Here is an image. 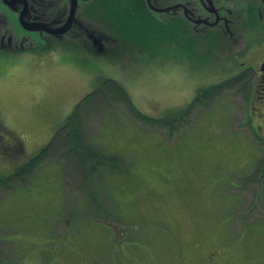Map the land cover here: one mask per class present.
<instances>
[{
    "label": "rangeland",
    "instance_id": "1",
    "mask_svg": "<svg viewBox=\"0 0 264 264\" xmlns=\"http://www.w3.org/2000/svg\"><path fill=\"white\" fill-rule=\"evenodd\" d=\"M248 2L231 7L239 10ZM192 10L214 21L201 7ZM96 21L87 25L95 39L38 40L25 34L11 43L13 51L0 55V175L12 173L48 144L103 79L121 82L139 110L157 117L187 108L201 87L249 67L251 89L225 90L185 120L175 117L184 121L175 130L139 123L120 102L93 116L87 121L88 142L107 154L117 152L131 173L103 182L106 174L100 172L93 181L103 205L99 211L82 186L63 180L59 159L43 161L28 185L0 189V264H44L42 258L53 262L56 253L68 259L121 235L142 239L158 255L170 257L182 243L227 238L228 228L231 242L243 241L233 250L235 258L245 254L241 264H264V39L237 30L227 36L235 40L231 51L212 45L220 55L217 62L206 58L210 41L201 28L189 40L174 33L160 41L155 29L140 42L108 41ZM99 21L105 27L112 23ZM77 201L83 211H74ZM76 218L83 221L82 230ZM200 227L209 230L202 238Z\"/></svg>",
    "mask_w": 264,
    "mask_h": 264
},
{
    "label": "trees",
    "instance_id": "2",
    "mask_svg": "<svg viewBox=\"0 0 264 264\" xmlns=\"http://www.w3.org/2000/svg\"><path fill=\"white\" fill-rule=\"evenodd\" d=\"M103 1V0H102ZM111 1L112 4H108L105 7H99L100 13L97 14V24L102 25V30L98 29V33L104 38V40L115 41L120 37H124L129 41L144 40L147 32H153L158 30V38L160 41H167L168 37L174 33L178 38H188L194 34L193 30L198 31L201 28L205 33V41H210L208 52L211 53L210 57H206L208 60L214 58V61L220 60V55L217 54V50L212 46L220 44L225 50L232 49L231 44L235 43V40L227 37L226 31H224L219 25L220 22L216 19V23L191 21L190 23H174L170 20V13L166 11L155 13L158 10H153L147 3V0H106ZM218 8V7H215ZM112 9V15L105 10ZM216 11L221 10L215 9ZM228 15L232 22L238 26L242 33H264V0H249L246 7L237 10L228 8ZM159 14L160 16H156ZM111 24L107 26L106 22H103L105 26L99 21V19L110 16ZM236 19V20H234ZM201 22L202 25L200 23ZM110 23V22H109ZM196 23V25H195ZM219 23V24H217ZM209 35V36H208ZM214 35L216 39L210 37ZM194 36V35H193ZM212 40H210V39ZM115 39V40H114ZM199 37L196 39L198 40ZM203 40V38L201 37ZM20 40V39H17ZM41 40V39H38ZM124 40V39H123ZM147 40V39H146ZM6 41L9 46L6 45ZM15 40H0V55L8 54L13 51L11 43ZM153 40H150V43ZM214 42V44H213ZM191 43L196 45L197 43L192 38ZM190 43V44H191ZM17 45V44H16ZM14 46V45H13ZM91 48L90 44H87ZM97 49V47H93ZM253 68L249 67L242 71L239 75L223 80L219 83L211 84L210 86H203L198 90V94L194 98L193 102L183 108V110H175L166 113L163 116L157 117L148 115L139 110L133 103L128 90L125 86L111 78L103 79L99 86L92 92H90L83 100H81L76 106L75 110L66 118L61 124L57 133L50 140L48 144L43 146L36 154L31 156L26 162L19 164L12 173L6 176L0 175V189L16 191L18 186L28 185V179L35 173L37 167L47 160L54 162L55 159H59L62 165V178L68 180L72 184L82 186L79 188L83 190L87 197L91 200V207L95 211L103 209L101 199L93 190V181L103 171L106 175L104 179L116 174L124 173L129 175L132 171L130 163L126 162L117 152L110 154L105 153L101 148L95 147L92 143L88 142V125L87 121L93 116L104 115L108 112L109 108L115 105V102H120L134 115L139 123L158 128H169L170 130L177 129L178 126L183 124L181 119L185 120L186 114H192L199 107L210 105L211 101L215 100L225 90L240 88L241 90L248 87L251 89V80L253 78ZM181 118L175 120V117ZM187 120V119H186ZM178 121V122H177ZM264 140V139H263ZM120 157V158H119ZM70 164V166H67ZM262 168L264 170V158L261 160ZM71 170V174L68 172ZM105 189V183H104ZM12 191V190H11ZM83 201V199H80ZM84 202V201H83ZM74 211H83L82 205L76 203ZM80 218L74 220L75 225L79 223ZM83 221L80 222L77 227L82 230ZM134 227H138L133 226ZM52 241L53 236H48ZM59 242H60V238ZM14 253L17 256V249H14ZM44 254V252H43ZM48 259L42 258L41 261L47 262ZM49 261V260H48Z\"/></svg>",
    "mask_w": 264,
    "mask_h": 264
},
{
    "label": "flooded vegetation",
    "instance_id": "3",
    "mask_svg": "<svg viewBox=\"0 0 264 264\" xmlns=\"http://www.w3.org/2000/svg\"><path fill=\"white\" fill-rule=\"evenodd\" d=\"M247 0H147L146 3L155 10L169 11L170 20L174 23H190L191 21L208 22L206 15L198 14L194 8H202L207 15L212 16L216 23L226 31L227 36H235L236 31L241 30L230 21L228 8L231 3H244ZM106 0H0V40L24 39L25 34L32 35L35 39H95L96 32L87 25L97 19L99 7L108 4ZM165 3V4H164ZM103 4V5H102ZM164 4V5H163ZM218 7L221 10L216 11ZM106 13L109 10H105ZM111 15L108 16L110 19ZM178 17V20H177ZM180 20V21H179ZM183 20V21H182ZM236 20V19H234ZM182 21V22H181ZM211 22V21H210ZM27 23L31 25L27 27ZM200 23V22H197ZM40 25V26H38ZM44 27H42V26ZM64 29L60 31L59 29ZM59 30L56 32L49 31ZM27 32V33H26ZM242 33V32H241ZM264 39V33H253ZM24 37V38H23ZM71 37V38H70ZM264 67V65H263ZM261 78H264V69ZM229 224V223H226ZM209 233L208 229L200 227L198 236L202 238ZM231 228L226 231L227 238H219L210 242L189 241V245L181 244L180 250L170 257H162L151 250L142 239H134L121 235L115 237L108 246L100 247L90 252H72L68 259L63 254L56 253L59 257L53 262L44 264H241L245 258L240 255V260L235 258L237 244L242 242L230 241ZM6 240V239H4ZM192 248V246H194ZM13 249H16V246ZM242 250V249H241ZM243 253V251H241ZM16 255V254H15ZM230 256V262L227 258ZM70 259V260H69ZM68 260V261H67ZM67 261V262H66ZM239 261V262H237Z\"/></svg>",
    "mask_w": 264,
    "mask_h": 264
},
{
    "label": "water",
    "instance_id": "4",
    "mask_svg": "<svg viewBox=\"0 0 264 264\" xmlns=\"http://www.w3.org/2000/svg\"><path fill=\"white\" fill-rule=\"evenodd\" d=\"M24 25L25 26H27V27H30L31 25H29V24H27V23H24ZM38 26H40V25H38ZM42 26V25H41ZM42 27H44V26H42ZM64 29L65 28H63V29H59L60 31H64ZM49 31H52V32H56V31H59V30H51V29H48Z\"/></svg>",
    "mask_w": 264,
    "mask_h": 264
}]
</instances>
